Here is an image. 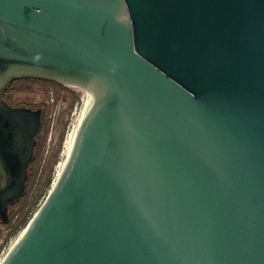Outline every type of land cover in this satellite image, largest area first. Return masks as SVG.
<instances>
[{"label":"water","instance_id":"obj_1","mask_svg":"<svg viewBox=\"0 0 264 264\" xmlns=\"http://www.w3.org/2000/svg\"><path fill=\"white\" fill-rule=\"evenodd\" d=\"M26 79L83 108L0 264H264V0H0V95ZM40 127L0 96L2 222Z\"/></svg>","mask_w":264,"mask_h":264},{"label":"rangeland","instance_id":"obj_2","mask_svg":"<svg viewBox=\"0 0 264 264\" xmlns=\"http://www.w3.org/2000/svg\"><path fill=\"white\" fill-rule=\"evenodd\" d=\"M5 98L12 106L43 108L45 117L43 130L38 137L37 157L30 168L27 192L10 206L9 221H0V236L16 238L24 231L51 190L57 165L63 158V144L68 129L78 117L83 99L69 87L45 80L15 81Z\"/></svg>","mask_w":264,"mask_h":264},{"label":"bare ground","instance_id":"obj_3","mask_svg":"<svg viewBox=\"0 0 264 264\" xmlns=\"http://www.w3.org/2000/svg\"><path fill=\"white\" fill-rule=\"evenodd\" d=\"M83 108V106H82ZM82 111V109H81ZM81 111L78 115V117H76L74 119V122H72V124L70 125V128L68 129V133L66 135V138H65V141H64V144H63V150H62V160L59 161L58 165H57V168H56V173H55V177H54V180L52 182V185H51V189L53 188L55 182L57 181L58 179V176H59V173H60V170H61V167H62V164H63V161H64V158H65V155H66V152H67V149H68V146H69V143H70V140H71V137H72V134H73V131H74V128H75V125L78 121V118L81 114ZM74 115V114H73ZM51 183V182H50ZM51 191V190H50Z\"/></svg>","mask_w":264,"mask_h":264},{"label":"trees","instance_id":"obj_4","mask_svg":"<svg viewBox=\"0 0 264 264\" xmlns=\"http://www.w3.org/2000/svg\"><path fill=\"white\" fill-rule=\"evenodd\" d=\"M26 80H31V79H26ZM37 80H39V79H37ZM15 81H18V80H14L12 83H14ZM40 81V80H39ZM11 83V84H12ZM54 83V82H53ZM11 84L7 87V89L6 90H4L2 93H1V98L2 99H4L5 101H7L8 102V100L5 98V95H6V93H7V91H8V89H9V87L11 86ZM55 84H57V83H55ZM59 85V84H58ZM9 103V102H8ZM10 104V103H9ZM29 108H31V107H29ZM40 110L41 111V127H40V130H39V133H38V135H37V138H36V148H35V152H34V158H33V160L31 161V163H30V165H29V168H28V181H29V178H30V175H29V171H30V168H31V165H32V163L35 161V159H36V157H37V146H38V137H39V135H40V133H41V131L43 130V127H44V119H45V117H44V109L43 108H37V110ZM28 181H27V189H28ZM51 181V179L49 180V182ZM48 182V183H49ZM11 206V205H10ZM10 208V207H9ZM9 219H10V217H9ZM9 219H8V221H9ZM7 221V222H8ZM7 222H4V223H7Z\"/></svg>","mask_w":264,"mask_h":264},{"label":"flooded vegetation","instance_id":"obj_5","mask_svg":"<svg viewBox=\"0 0 264 264\" xmlns=\"http://www.w3.org/2000/svg\"><path fill=\"white\" fill-rule=\"evenodd\" d=\"M46 82H47V83H52V84H54L53 82H49V81H46ZM66 87H71V86H66ZM6 89H7V88H6ZM6 89H5V90H6ZM0 96H1V95H0ZM6 102H7V101H6ZM7 103H8V102H7ZM8 104H9V103H8ZM14 107H17V106H14ZM25 107H27V106H25ZM32 109H33V108H32ZM0 221H2L1 218H0Z\"/></svg>","mask_w":264,"mask_h":264}]
</instances>
